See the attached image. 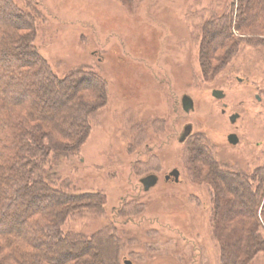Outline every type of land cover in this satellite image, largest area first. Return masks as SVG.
I'll return each instance as SVG.
<instances>
[{
  "label": "rangeland",
  "instance_id": "rangeland-1",
  "mask_svg": "<svg viewBox=\"0 0 264 264\" xmlns=\"http://www.w3.org/2000/svg\"><path fill=\"white\" fill-rule=\"evenodd\" d=\"M12 1L33 20L32 45L58 77L80 69L106 84L107 102L89 115L90 133L77 155L51 158L50 182L56 188L104 198L97 204L84 199L73 207L64 230L84 236L90 245L68 248L53 263L97 264L102 254L91 238L109 227L121 243L118 264H264L263 247L254 248L248 260L244 254L237 262L223 260L219 240L222 227L224 233L255 229L264 240L260 208L256 218L244 216L236 198L221 186L222 197L231 202L218 210L209 191L215 180L200 156L194 164L199 175L188 168L195 135L206 142L198 153L208 146L219 170L249 175L264 167V30L260 38L246 27L233 31V51H227L229 44L214 50L205 46L220 32V19L235 14L232 5L240 2ZM5 9L0 2V11ZM205 51L212 55L208 69L200 59ZM15 56L12 63L19 64ZM216 89L223 91L222 100L212 97ZM184 97L192 102L189 112L182 109ZM234 113L239 119L231 124ZM230 133L237 135V145L227 141ZM173 169L179 171L178 183L164 180ZM149 176L157 184L145 191L141 180ZM217 211L224 221L219 222ZM4 256L0 253L1 261Z\"/></svg>",
  "mask_w": 264,
  "mask_h": 264
},
{
  "label": "trees",
  "instance_id": "trees-1",
  "mask_svg": "<svg viewBox=\"0 0 264 264\" xmlns=\"http://www.w3.org/2000/svg\"><path fill=\"white\" fill-rule=\"evenodd\" d=\"M238 1V6L232 5H236V13L220 19L221 30L215 34V40L207 37L208 50L228 44V52L235 50L233 31L240 32L242 27L252 36H262L259 30H264V0ZM0 2L6 8L0 11V61L5 63L0 67V253L5 255L0 264H54V260L60 261L57 259L66 255L61 254L67 253L68 248L76 251L78 245H90L84 236L64 230L73 207L84 199L97 204L104 198L99 194L74 196L56 188L50 182L54 179L51 158L77 155L78 145L90 133L89 115L107 102L106 84L96 73L80 69L58 77L32 45L31 17L12 0ZM12 19L17 20L16 27ZM9 42L13 46L7 47ZM20 46L29 49L22 50ZM14 56L19 64L12 63ZM211 58L208 52L201 53L202 65L207 69ZM202 143H206L202 135H195L190 142L188 168L198 176L200 168L194 164L200 156L201 165L210 170L215 180V184L209 182V191H213L217 209L231 202L221 195L224 186L226 194L236 198L244 216L256 218L260 208L264 224V167L249 175L233 169L219 170V163L210 158L208 146L198 153ZM256 190L261 192L256 195ZM216 217L219 222L224 221L220 211ZM222 228L219 231L223 239L219 240L223 260L237 262L243 254L248 260L257 247L264 251V240H260L255 229L224 233ZM91 240L96 241L93 247L102 254L97 264H118L121 243L113 229L104 228Z\"/></svg>",
  "mask_w": 264,
  "mask_h": 264
},
{
  "label": "water",
  "instance_id": "water-1",
  "mask_svg": "<svg viewBox=\"0 0 264 264\" xmlns=\"http://www.w3.org/2000/svg\"><path fill=\"white\" fill-rule=\"evenodd\" d=\"M211 95L213 98L215 99H218V100H221L225 97L223 91L221 90H213L211 92ZM187 97H184V101L186 100ZM191 102V101H190ZM192 106V105H191ZM236 115H232L230 116L229 120L231 123H234L235 120H236ZM228 142L230 144H233L235 145L237 140H236V135L232 134V135H229L228 137ZM170 176H173L175 178V181L178 180V176H179V173L177 170H173L171 173H170ZM142 184L145 186V190H148L150 188V186H153L155 183H156V178L155 177H146L144 179L141 180ZM125 264H130V262L128 261H125Z\"/></svg>",
  "mask_w": 264,
  "mask_h": 264
},
{
  "label": "flooded vegetation",
  "instance_id": "flooded-vegetation-1",
  "mask_svg": "<svg viewBox=\"0 0 264 264\" xmlns=\"http://www.w3.org/2000/svg\"><path fill=\"white\" fill-rule=\"evenodd\" d=\"M216 90H218V89H216ZM256 99L257 100H260V98L257 96L256 97ZM222 100V99H221ZM191 100L189 99V98H186V100L184 101V98H182V101H181V104H182V109L185 111V112H189L190 110H191V108H192V102H190ZM232 115H236L237 117H236V120H238L239 119V115L238 114H231L230 116H232ZM230 116H229V118H230ZM229 118H228V120H229ZM236 120H235V122H236ZM229 122H230V120H229ZM235 122L234 123H231V124H235ZM232 134H234V135H236L235 133H230V134H228V136H227V141H228V137H229V135H232ZM185 139L186 138H183L182 139V142H184L185 141ZM236 140H237V142H236V144L235 145H237L238 144V142H239V139H238V137H237V135H236ZM231 145H233V144H231ZM173 170H177V169H173ZM172 170V171H173ZM171 171V172H172ZM178 171V170H177ZM170 172V173H171ZM170 173L169 174H167L165 177H164V180L165 181H169L171 178L173 179V181L175 182V183H178L179 182V176H178V180L177 181H175V178L173 177V176H170ZM178 173H179V171H178ZM150 177V176H149ZM153 177V176H152ZM142 183V182H141ZM157 184V179H156V183L153 185V186H155ZM143 185V184H142ZM153 186H150V188L151 187H153ZM143 187H144V190H145V186L143 185ZM149 188V189H150ZM148 189V190H149ZM145 191H147V190H145Z\"/></svg>",
  "mask_w": 264,
  "mask_h": 264
}]
</instances>
